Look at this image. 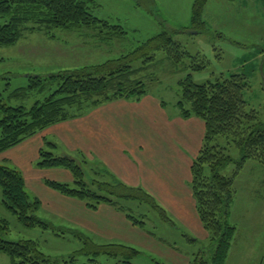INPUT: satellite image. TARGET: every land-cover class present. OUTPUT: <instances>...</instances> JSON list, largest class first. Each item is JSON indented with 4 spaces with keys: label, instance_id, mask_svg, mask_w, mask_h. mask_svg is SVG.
Here are the masks:
<instances>
[{
    "label": "trees",
    "instance_id": "trees-1",
    "mask_svg": "<svg viewBox=\"0 0 264 264\" xmlns=\"http://www.w3.org/2000/svg\"><path fill=\"white\" fill-rule=\"evenodd\" d=\"M206 1L192 2L191 24L197 32L205 29L203 7ZM94 5L95 0H0V45H13L28 33H49L55 29H89L98 35L99 42L108 45L121 40L126 34L125 29L94 16L90 11ZM157 51L164 52L165 58L173 65L183 64L184 58H188L185 67L190 70L198 71L205 67L201 55H190L174 39L172 31L163 29L134 50L115 58L44 76L29 74L28 86L17 89L15 94L27 95L35 91L47 92L48 95L26 109L6 105L0 94V152L20 144L50 125L83 116L101 104L118 99L139 101L148 90L140 76L143 66L134 67L132 63L142 60L151 64ZM178 83L180 95L175 106L180 116L184 119L197 117L204 125L200 149L189 167V186L198 219L212 243L209 259L199 254L189 264H223L234 234V226L228 220V211L236 192L234 176L248 160L264 166V123L258 120L254 109L248 108L244 94L249 88V81L244 73H231L203 84L193 82L189 73ZM162 105L166 103L163 101ZM219 138H224L226 145L221 146ZM230 146L239 152V160L234 161L229 154ZM77 158L86 164L87 157L82 153L72 156L60 152L54 142L45 141L38 150L36 166L64 168L71 174L72 180L67 183L44 179V184L64 196L84 202L90 210L97 209L100 204H108L125 214L132 225L153 236L154 233L147 229V216L130 214L132 208L123 205L122 201L146 203L159 212L163 222L176 226L154 195L140 186L123 183L99 163L98 167L89 168L94 177L87 183L85 171ZM229 162L234 163L230 177L220 173ZM0 190L3 206L15 215L21 225L51 230L55 235L62 234L61 229L36 215L40 201L26 192L19 170L0 165ZM7 232V221L0 219V253L9 258L10 264H100L96 259L100 255L117 259L115 264H134L132 260L139 253L131 245L96 243L83 236L79 249L67 256L52 257L41 251L35 240H7ZM81 256L83 261H80Z\"/></svg>",
    "mask_w": 264,
    "mask_h": 264
},
{
    "label": "rangeland",
    "instance_id": "rangeland-1",
    "mask_svg": "<svg viewBox=\"0 0 264 264\" xmlns=\"http://www.w3.org/2000/svg\"><path fill=\"white\" fill-rule=\"evenodd\" d=\"M192 2L193 0H95L96 5L91 7V13L111 24L121 25L126 31L121 40H116L111 45L99 42L98 35L85 28L55 29L49 33L32 32L13 45H0V94L3 102L8 106L30 108L36 101H43L48 93L30 91L27 95H16L17 89L28 86L29 74L44 76L115 58L134 50L161 30L169 29L185 51L190 55L199 54L203 57L205 67L198 71L190 70L185 67L188 58H184V66L173 65L162 51L156 52V58L151 64L142 60L134 61V67L143 66L144 71L140 76L147 85L149 99L163 100L167 113L171 114L178 110L175 106L180 95L178 81L187 74L190 73L193 82L203 84L231 73H244L249 81V88L244 94L248 108L254 109L258 120L264 123V0H207L203 7L206 25L202 32H197L191 24ZM47 141L55 143L54 136L48 135ZM218 142L221 146L226 145L224 138H219ZM228 152L234 161L239 160L240 154L232 146ZM33 154L35 152L31 151L30 157ZM79 158L76 159L77 162H80ZM80 164L85 171V181L89 183L91 177H94L89 168L98 167V162L87 158L86 164ZM0 165L16 168L23 175L26 174L18 160L14 163L0 159ZM233 169L234 163L229 162L220 173L230 177ZM47 171L49 172H41L44 179H54L51 175L57 176L58 172ZM71 186L73 187L72 184ZM233 186L236 192L228 211V220L234 226V234L223 264H264V166L252 160L244 162L234 176ZM40 188L39 183L33 181L25 186L30 197L41 193ZM2 198L0 190V219H5L8 223L5 238L10 241L35 240L39 249L52 257L67 256L79 249L83 236H88L96 243L119 242L135 247L139 253L132 260L134 264H189L199 254L207 259L212 254V243L206 236L207 233L196 229L192 221L188 223V227L193 232L177 222L172 227L163 222L159 212L146 203L138 204L132 200L121 202L132 208L130 214L136 217L145 214L148 219L147 229L154 233V241L165 249L174 247L176 253L170 250L152 252L147 249L143 238L138 240V236L133 237L134 241H129L131 238L117 239L115 236L99 237L94 234L93 228L71 222L86 212L76 208H68L66 212L63 209L67 203L55 206L60 211L41 206L36 212L38 217L56 229H61L62 234L58 232L60 235H55L51 230L40 228H27L3 206ZM83 207L82 205V209ZM167 211L168 216L175 221L174 214ZM67 216L70 221L66 219ZM88 218L98 223V213L88 211ZM96 259L100 264H115L118 261L106 255H100ZM83 260L84 257L81 256L80 261ZM0 264H10L9 258L3 253H0Z\"/></svg>",
    "mask_w": 264,
    "mask_h": 264
},
{
    "label": "crops",
    "instance_id": "crops-1",
    "mask_svg": "<svg viewBox=\"0 0 264 264\" xmlns=\"http://www.w3.org/2000/svg\"><path fill=\"white\" fill-rule=\"evenodd\" d=\"M162 104L161 99H149L147 94L139 101L118 99L101 104L83 116L50 125L20 144L0 152V159L14 163L18 160L26 173L23 175L20 170L25 186L31 181L39 183L41 193L33 196L39 199V207L47 206L60 211L55 206L67 203L63 209L66 212L68 208L86 212L71 222L93 228L94 234L99 237L115 236L134 241L133 237L138 236V240L143 238L147 249L152 252L170 250L176 253L174 247L165 249L156 243L153 235L132 225L125 214L114 207L100 204L97 209L90 210L82 201L64 196L44 184L41 172H49L47 170L58 172L57 176L51 175L53 180L71 182V174L66 169L36 166L38 150L48 140V135H52L61 152L70 155L80 152L98 162L123 183L140 186L154 195L167 213L169 210L174 214L175 221H172L175 225L179 223L193 232L188 227L192 221L196 229L206 234L196 214L189 186V166L201 146L203 122L193 116L184 119L178 110L168 114L166 105ZM31 151L35 152L32 157L29 155ZM12 153L18 154V158ZM87 210L98 213V223L88 218ZM61 217L64 218L63 215ZM66 219L70 221L68 216Z\"/></svg>",
    "mask_w": 264,
    "mask_h": 264
}]
</instances>
